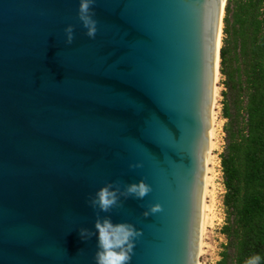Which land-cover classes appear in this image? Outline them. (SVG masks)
<instances>
[{
    "label": "water",
    "instance_id": "1",
    "mask_svg": "<svg viewBox=\"0 0 264 264\" xmlns=\"http://www.w3.org/2000/svg\"><path fill=\"white\" fill-rule=\"evenodd\" d=\"M224 2L96 0L89 38L78 0H0V264H95L98 216L140 230L130 264H200Z\"/></svg>",
    "mask_w": 264,
    "mask_h": 264
},
{
    "label": "trees",
    "instance_id": "2",
    "mask_svg": "<svg viewBox=\"0 0 264 264\" xmlns=\"http://www.w3.org/2000/svg\"><path fill=\"white\" fill-rule=\"evenodd\" d=\"M222 33L226 243L215 264H245L256 253L264 264V0H228Z\"/></svg>",
    "mask_w": 264,
    "mask_h": 264
},
{
    "label": "clouds",
    "instance_id": "3",
    "mask_svg": "<svg viewBox=\"0 0 264 264\" xmlns=\"http://www.w3.org/2000/svg\"><path fill=\"white\" fill-rule=\"evenodd\" d=\"M96 0H78L77 17L85 29V35L94 38L97 32V21L93 18V6ZM65 41H73V25H66L64 28ZM139 167L130 165V167ZM151 190L150 185L143 180L125 185L121 190L118 182H109L96 190L88 200L89 205L99 212L107 213L117 206L120 197L132 196L142 199ZM161 210L159 204H152L143 215L156 213ZM95 233L88 229L81 228L79 236L86 240L93 234L96 236V252L94 255L95 264H130L131 256L135 246V240L141 235L139 229L128 222L114 223L109 216L99 217L94 222ZM262 257L259 253L253 254L245 260V264H261Z\"/></svg>",
    "mask_w": 264,
    "mask_h": 264
},
{
    "label": "rangeland",
    "instance_id": "4",
    "mask_svg": "<svg viewBox=\"0 0 264 264\" xmlns=\"http://www.w3.org/2000/svg\"><path fill=\"white\" fill-rule=\"evenodd\" d=\"M228 0L224 5V12L222 19L225 16V7ZM223 25L221 27V31ZM223 33L220 32V48L222 46ZM220 58L218 66V80L216 84V98L214 103V124H213V145L211 150V163L210 168V186L205 199L206 206L209 212H206L207 224L205 226L204 234L202 235V248L200 256V264H215L219 260V254L222 251L223 245L226 243L225 237L221 234L220 230L224 225V208L222 206V198L224 195V187L222 184V173L220 166V154L224 148V133L223 126L225 120L221 116V102L222 92L225 90L222 82L223 77L220 75Z\"/></svg>",
    "mask_w": 264,
    "mask_h": 264
},
{
    "label": "bare ground",
    "instance_id": "5",
    "mask_svg": "<svg viewBox=\"0 0 264 264\" xmlns=\"http://www.w3.org/2000/svg\"><path fill=\"white\" fill-rule=\"evenodd\" d=\"M224 5H225V2H224ZM223 14V13H222ZM223 16V15H222ZM222 27V26H221ZM221 27H220V31H219V34H218V53H217V65H216V78H215V90H214V103H215V98H216V84H217V80H218V66H219V58H220V55H219V52H220V32L221 31ZM214 103H213V115H212V128H211V140H210V153H209V165L211 163V150H212V145H213V124H214V118H215V113H214ZM209 165H208V176H207V187H206V196H207V193H208V188L210 186V176H209V173H210V168H209ZM206 212H209L207 206H206V203H205V210H204V222H203V233L202 235L204 234V230H205V226L207 224V216H206ZM203 242V241H202ZM201 248H202V244H201Z\"/></svg>",
    "mask_w": 264,
    "mask_h": 264
}]
</instances>
